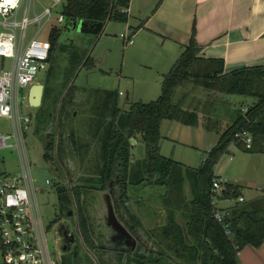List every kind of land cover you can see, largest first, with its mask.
<instances>
[{
	"label": "trees",
	"instance_id": "16d2710c",
	"mask_svg": "<svg viewBox=\"0 0 264 264\" xmlns=\"http://www.w3.org/2000/svg\"><path fill=\"white\" fill-rule=\"evenodd\" d=\"M130 1L63 0L60 11L68 24H76L83 19L88 22L101 21L104 25L110 20L128 21L126 10ZM60 34V27L51 28L48 63L53 60ZM49 76L50 73L47 80ZM199 87L206 91L203 98L193 94ZM178 88H181V92L175 101ZM52 89L51 83L44 84L39 106L42 115L49 113L50 119H40L38 113L34 116L37 124L35 132L45 142L44 159L54 165L57 162L61 164L65 157L70 160L78 153L89 157L88 163L82 159L81 165L91 170L77 179L87 183L84 184L86 188H93L98 182L99 189L107 190L118 219L136 238L137 245L145 247L142 252L138 251V246L132 251L131 246L122 243L118 248L121 255L119 264L123 260L122 255H126V261L128 257L132 264H238V252L242 248L246 245L259 247L264 243V209L240 210L229 220L232 232V237H229L223 226L214 219L212 204L214 167L230 144L235 143L246 152L264 153V64L225 72L222 59L199 56L193 25L188 44L162 76L161 94L156 100L135 102L122 109L118 105L119 92L105 89L102 96L87 101L89 105L82 109L89 117L82 135L72 127L78 106L74 91L54 99L51 97ZM220 93L243 95L253 100L244 112L240 108L229 112L231 124L220 134L203 167L196 170L162 155L160 124L163 119L198 125L202 114L206 120L204 126L219 132L217 120L212 121V117L219 118ZM61 121L64 128H69L68 132L61 130ZM53 127L55 132L52 133L49 130ZM242 130L252 137L250 147L236 137ZM132 138L144 142L147 149L145 157L136 159L133 156ZM76 174H70L71 178ZM146 184L163 188L159 198L166 213L163 224L147 228L128 204L130 190ZM72 189L74 195L80 198L79 182ZM57 190L65 212H77L76 227L80 238L86 246L94 248L97 240L93 234L91 212L86 207L88 205L79 206L78 202L73 205L69 199L64 203V186L58 185ZM223 196L238 199L242 195L238 186L228 184ZM138 232L144 233L146 239L138 240Z\"/></svg>",
	"mask_w": 264,
	"mask_h": 264
},
{
	"label": "rangeland",
	"instance_id": "374dc122",
	"mask_svg": "<svg viewBox=\"0 0 264 264\" xmlns=\"http://www.w3.org/2000/svg\"><path fill=\"white\" fill-rule=\"evenodd\" d=\"M159 1L140 11L142 1L134 0V6L130 7L128 13V21L110 20L98 33L80 31L75 24H68L66 20L57 22L56 13L60 5L52 7L54 11L52 21L41 26L35 23L28 25L26 41L36 35L37 39L48 44L51 28L58 26L61 29L52 62L48 63L46 69L40 70L33 81L42 84L51 83L53 86L51 97L54 99H58L66 92L74 91L75 101L79 107L76 108V118L72 127L78 134L82 135L84 127L89 122V117L85 116L82 109L89 105L87 101L102 96V91L105 89L121 92L118 105L122 109H127L135 102L156 100L160 96L162 74L169 70L181 54L176 53L177 47L174 43L170 45L167 35L172 38L170 34L177 36L183 26L189 28L193 13L191 10L190 13L179 14L170 8L165 10L161 7L157 8ZM43 5L51 6L52 2L51 0L36 1L35 11L40 13ZM121 33L130 35L133 43L124 46ZM172 54L177 55L171 57ZM2 61L4 68H11V58L0 57V63ZM49 65L50 70H48ZM180 89L178 88L174 95L175 101L179 97ZM27 90L28 86L24 91ZM193 94L203 98L206 91L199 87ZM218 97L219 118L212 117V121L217 120L219 132L208 130L204 126L206 120L202 114L201 123L198 125H186L176 119H163L160 124V153L196 170L202 168L210 150L217 144L220 134L231 124L229 112L234 111L235 108H240L244 112L253 100L252 97L237 94L220 93ZM20 108L22 113L32 117L30 128L24 137L25 152L21 155L17 148H1L0 174L17 175L23 172V166H28L33 178L42 222L47 230V239L53 257L60 264H119L121 255L118 254L120 252L118 248L123 244L116 245L115 233L104 220L107 213V190L99 189L98 182H95L93 188H86L84 184L87 183L77 179L78 176L87 175L91 170L85 169L84 164L81 165L82 159L88 163L89 157L86 158L85 155L81 156L82 154L78 153L76 158L69 160L65 157L61 160V164L57 162L50 165L44 159L45 142L34 128L37 125L34 120L37 113L40 119H50V114L43 113L45 114L43 116L39 106H31L28 99L20 105ZM54 128L49 131L55 132ZM61 130L63 132L69 130L68 127L64 128L63 121H61ZM12 131L11 120L0 117V134L12 133ZM132 142L133 156L136 159L145 157L147 149L144 142L135 138H132ZM73 172L77 174L72 179L70 174ZM214 174L224 187L228 184L237 185L244 198L241 203H238L236 198L222 200L220 206L224 208L240 207V204L248 205L256 198L264 196V153L246 152L230 144L228 151L223 153L215 164ZM46 179H49V182H46ZM78 182L82 192L80 198L74 195L72 189ZM58 185L65 188L64 203L69 199L73 205L75 202H78L79 206L88 205L86 207L91 212L93 234L97 240L94 248L86 246L80 238L76 227L77 212L70 210L71 213L68 214V211L65 212L62 208ZM162 192V187L148 184L130 190L128 204L146 228L161 225L166 220L163 203L159 198ZM261 210L263 209H259ZM61 225L64 227L61 228ZM65 230L73 241L65 240ZM136 236L140 241L146 239V235L141 232ZM147 244L150 245L148 241ZM101 245L104 247H100ZM137 246L138 251L141 252L145 248L136 243L131 250L135 251ZM248 249L245 248L239 257L241 264H264V251L263 254L261 252L251 254ZM122 258L121 264L124 262L132 264L128 257L126 261V255H122ZM2 262L0 252V264Z\"/></svg>",
	"mask_w": 264,
	"mask_h": 264
},
{
	"label": "built area",
	"instance_id": "2783aa9c",
	"mask_svg": "<svg viewBox=\"0 0 264 264\" xmlns=\"http://www.w3.org/2000/svg\"><path fill=\"white\" fill-rule=\"evenodd\" d=\"M36 1L39 2L0 0V57L12 59L9 69L4 68L3 61L0 63V117L10 119L13 125L12 133L0 134V149L14 147L21 155L25 152L24 137L32 117L22 113L20 105L28 99L29 89L36 83L33 81L36 74L46 69L49 56V44L37 39L36 35L26 41L27 28L31 23L41 26L52 21V7H61L63 0H51L52 5H43L40 13L35 11ZM56 20L59 23L65 20L60 9L56 13ZM121 37L125 44L133 42L127 33H121ZM27 86L26 92L24 89ZM236 137L244 140L247 147L251 146L252 137L246 130L237 133ZM221 183L216 177L212 180L213 217L223 226L225 233L232 237L229 220L233 218V212L231 208L220 206L222 200H228L223 196L225 187ZM237 201L241 203L244 198L240 196ZM46 232L28 166H23V172L17 175L0 174L2 264H60L53 257Z\"/></svg>",
	"mask_w": 264,
	"mask_h": 264
},
{
	"label": "crops",
	"instance_id": "0c3cea01",
	"mask_svg": "<svg viewBox=\"0 0 264 264\" xmlns=\"http://www.w3.org/2000/svg\"><path fill=\"white\" fill-rule=\"evenodd\" d=\"M141 1L140 11L157 2ZM132 6L134 0L130 1L128 13ZM156 6L164 10L170 8L179 14L190 13L192 10L193 20L189 22L190 27L183 26L177 36L170 34L172 38L167 35L170 45L174 43L177 47L178 55L188 44L190 32L195 25L199 56L222 59L225 72L239 67L264 64V0H160ZM129 37L131 38L130 35ZM127 45L129 44H125L124 40V46ZM174 55L177 54H172L171 57ZM243 205L231 208L233 217L242 209H264V196ZM245 248H249L251 254H263L264 243L259 247L246 245L238 252V264H241L239 257Z\"/></svg>",
	"mask_w": 264,
	"mask_h": 264
},
{
	"label": "water",
	"instance_id": "95a60500",
	"mask_svg": "<svg viewBox=\"0 0 264 264\" xmlns=\"http://www.w3.org/2000/svg\"><path fill=\"white\" fill-rule=\"evenodd\" d=\"M75 25L80 31L87 33H98L103 26V22H88L86 20L81 19ZM43 91L44 84L37 82L32 84L28 93V103L31 106H40L42 102ZM106 207L107 213L105 216V221L107 225L111 227L115 234H120L125 238V244L127 246H131L132 248H134L136 244V238L131 235L127 228L118 219L113 207L111 195L109 193H106ZM70 213L71 211H69V214ZM63 227L64 225H61V228ZM65 247L66 246H64V248Z\"/></svg>",
	"mask_w": 264,
	"mask_h": 264
},
{
	"label": "flooded vegetation",
	"instance_id": "af4514ba",
	"mask_svg": "<svg viewBox=\"0 0 264 264\" xmlns=\"http://www.w3.org/2000/svg\"><path fill=\"white\" fill-rule=\"evenodd\" d=\"M67 231H65V240H68V239H70V237H68L67 236ZM72 235V234H71ZM132 235V234H131ZM134 237V236H133ZM115 238L117 239V243L119 244V243H123V244H125V242H126V240H125V238L122 236V235H120V234H115ZM72 239V238H71ZM71 239H70V241H71ZM73 241V240H72ZM122 245V244H121ZM126 245V244H125ZM132 248V247H131Z\"/></svg>",
	"mask_w": 264,
	"mask_h": 264
}]
</instances>
